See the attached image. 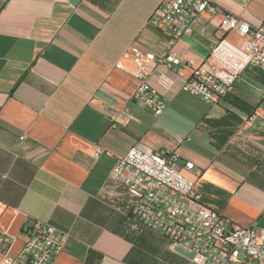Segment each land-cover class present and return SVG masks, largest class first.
Masks as SVG:
<instances>
[{"label": "crops", "instance_id": "1", "mask_svg": "<svg viewBox=\"0 0 264 264\" xmlns=\"http://www.w3.org/2000/svg\"><path fill=\"white\" fill-rule=\"evenodd\" d=\"M159 0H0V229L25 240L47 222L68 236L50 264H187L170 239L131 215L133 197L110 176L142 140L176 152L201 202L233 224L264 228V77L247 68L216 105L176 85L158 116L132 99L137 80L124 56L135 41L196 63L224 34V13L256 26L264 0H213L203 34L174 41L147 21ZM260 70V69H258ZM261 71V70H260ZM263 72V71H262ZM131 115L133 119L127 118ZM251 116L248 123L245 119Z\"/></svg>", "mask_w": 264, "mask_h": 264}, {"label": "built area", "instance_id": "2", "mask_svg": "<svg viewBox=\"0 0 264 264\" xmlns=\"http://www.w3.org/2000/svg\"><path fill=\"white\" fill-rule=\"evenodd\" d=\"M215 9L213 0H159L147 23L174 41L183 35L203 34L200 17ZM218 29L233 31L240 42L220 35L200 63L174 53L172 42L165 51L154 53L132 41L124 52L137 80L132 99L160 115L166 108L163 92L174 87L176 76H182L181 68L188 67L190 74L179 88L216 105L244 70L264 72V20L253 26L224 13ZM127 118L133 119L131 115ZM193 166L191 161L181 166L176 152H164L138 140L116 160L110 176L132 195L133 218L168 237L172 249L177 247L188 256L187 264H264V228L233 224L202 204L195 181L182 172V167L192 170ZM67 236L47 222L36 221L25 227V240L13 255L14 237L0 229V264H50Z\"/></svg>", "mask_w": 264, "mask_h": 264}, {"label": "rangeland", "instance_id": "3", "mask_svg": "<svg viewBox=\"0 0 264 264\" xmlns=\"http://www.w3.org/2000/svg\"><path fill=\"white\" fill-rule=\"evenodd\" d=\"M254 71H255V73H256L257 76L264 77V72H262V71H260L258 69H255ZM261 104H262V106L264 108V99L262 100V103Z\"/></svg>", "mask_w": 264, "mask_h": 264}]
</instances>
